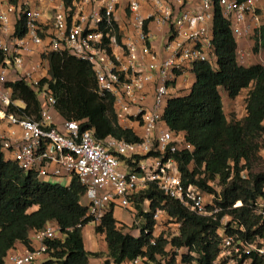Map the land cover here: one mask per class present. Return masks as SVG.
I'll use <instances>...</instances> for the list:
<instances>
[{
	"label": "built area",
	"instance_id": "obj_1",
	"mask_svg": "<svg viewBox=\"0 0 264 264\" xmlns=\"http://www.w3.org/2000/svg\"><path fill=\"white\" fill-rule=\"evenodd\" d=\"M50 1L52 13L44 21L43 10L28 1L0 0V150L5 158L25 172L36 173L41 181L77 178L85 188L83 205L95 225L101 224L112 205L134 214L136 194L150 184H156L190 212L216 220L223 210L218 182H208L215 191L212 193L195 184L184 185L178 157L193 149L183 132L169 130L163 116L168 101L177 97L178 77L193 74L197 63L216 62L213 25L217 9L237 42L239 64L254 52L264 51L260 39L264 0ZM147 4L151 10L145 13ZM122 8L124 20L118 15ZM23 17L26 33L19 36L16 29ZM152 22L166 30L162 54L150 44ZM245 42L251 46L244 48ZM51 52L91 64L98 94L114 98L118 123L132 130L136 141L111 136L99 140L93 131H83L79 122L65 120L57 113V101L48 88L51 78L46 56ZM18 80H24L37 93L41 106L38 118L18 112L26 108L25 104L14 99L12 88L7 86ZM150 85L154 88L149 92ZM261 155L264 159V148ZM241 177L249 179L247 169L242 170ZM242 206L238 201L233 209ZM252 209L264 227V195L253 202ZM163 215L157 209L154 219L161 221ZM167 218V227L176 226L173 236H179L181 224ZM165 229H157L154 237ZM245 232L244 224L232 215L221 218L219 262L250 264L253 256L264 257V230L251 237ZM60 235L58 224L47 225L33 234L40 244L38 249L12 250L5 264H38L48 256L46 242ZM151 243L156 245V240ZM142 262L136 258L131 264Z\"/></svg>",
	"mask_w": 264,
	"mask_h": 264
},
{
	"label": "trees",
	"instance_id": "obj_2",
	"mask_svg": "<svg viewBox=\"0 0 264 264\" xmlns=\"http://www.w3.org/2000/svg\"><path fill=\"white\" fill-rule=\"evenodd\" d=\"M64 1L70 4L72 0ZM16 31L19 36L26 33L24 17ZM260 39L264 48V27ZM213 48L216 62L195 65V82L190 93L171 98L163 117L169 130L183 132L193 149L181 152L178 157L184 185L195 184L212 193L215 191L208 182H218L223 210L216 220L200 217L164 194L156 184H150L135 198L134 214L137 220L142 219L139 236L125 232L126 226H119L114 205L97 225L96 231L105 234L108 245V259L103 264H124L136 258H142V264H162V261L166 264H225L219 262L218 257L220 220L226 214L244 224L247 237L263 232L264 227L253 215L252 208L253 202L264 195V169L251 173L247 180L242 179L241 172L251 170L255 163L264 160L261 155L264 68L260 64L248 67L239 64L237 42L219 9L214 18ZM46 59L50 66L49 92L56 99V111L63 119L79 122L83 131H93L99 140L110 136L128 142L138 139L132 130L123 129L118 123L114 98L98 94L91 64L57 52L47 54ZM2 61L0 52V66ZM7 86L12 88L14 99L25 104L26 108L18 112L29 117L40 116L37 93L24 80L9 82ZM245 90H248L246 116L240 121H230L222 92L235 100ZM242 162H245L243 167ZM84 194L85 188L77 178L67 186L41 181L36 173L25 172L16 162L7 160L0 150V264H5L8 253L17 243L33 250L30 234L51 222L59 225L63 237L46 242L49 260L44 264H89L90 257H101V253L85 249L83 229L93 218L83 205ZM238 201H242L243 206L233 209ZM157 209L164 212L161 221L154 219ZM167 217L181 224L180 235H167L162 231L155 238V231L167 225ZM257 226L258 229L253 230ZM135 229L137 227L132 228ZM153 239L156 245H152ZM250 264H264V257L253 256Z\"/></svg>",
	"mask_w": 264,
	"mask_h": 264
},
{
	"label": "crops",
	"instance_id": "obj_3",
	"mask_svg": "<svg viewBox=\"0 0 264 264\" xmlns=\"http://www.w3.org/2000/svg\"><path fill=\"white\" fill-rule=\"evenodd\" d=\"M3 1L8 2L10 0H3ZM18 1H25V2L28 1L32 6H38L39 8H41L43 10V12L45 13L44 19H43L44 21H46L51 16L52 2L50 0H42L41 2H36V0H18ZM124 10L125 9L122 8L118 14L120 16V18H122L123 20L125 19L124 16H126V12H124ZM148 10H151V7L149 4H147V8H146L145 13H147ZM150 29H151V34H152V38H151V42H150L151 47L153 48V50L156 53L162 54L164 44H165V40H166V30L159 29L156 26L155 22H152L150 24ZM245 67H248V66H245ZM194 82H195V75L194 74H186V75H182V76L178 77V79L175 83V92L177 93V97L188 95L191 91V88H192ZM153 88H154V85H150L149 86V92L152 91ZM150 95L152 97V94H150ZM222 98H223V102H224L225 113L227 114V112H226L227 111L226 100L228 99V96L225 92H222ZM47 180H49V179H47ZM49 181H52V180H49ZM64 181H68V180H64ZM60 182H62V181H60ZM57 184H60V183H57ZM62 184H64V183L62 182ZM69 184H70V182L67 185H69ZM145 207L147 208V206H145ZM111 209H112V207H111ZM114 214H115V218L120 222L119 226H121V227L126 226L127 229H129L130 227L132 228V226H134L136 217H135V214H133L132 212L124 210L118 206H115ZM49 224L55 225L57 223L51 222ZM96 227H97V225H95L94 223H90V224L86 225L83 229V239H84L85 249L91 253H101L102 254L101 257H90L89 258V264H103L108 259V257H107L108 245L106 242L105 234L98 233L96 231ZM131 232H133L132 233L133 235L139 236V229L138 228L135 230H132ZM33 234H34V232H32L30 234L31 247L33 249H38L40 247V244L33 239ZM61 237H63V236L60 235V238ZM27 249L28 248L26 246H24L23 244L17 243L15 248L13 249V251H15V250L25 251ZM48 260H49V257L44 256L43 258L40 259L38 264H44ZM55 264H57V263H55ZM124 264H131V261L126 262Z\"/></svg>",
	"mask_w": 264,
	"mask_h": 264
},
{
	"label": "rangeland",
	"instance_id": "obj_4",
	"mask_svg": "<svg viewBox=\"0 0 264 264\" xmlns=\"http://www.w3.org/2000/svg\"><path fill=\"white\" fill-rule=\"evenodd\" d=\"M250 43L245 42L243 44V47L246 48V46L248 45V48L251 46ZM261 58L264 59V51H262V53H260V51L258 52H254V55L252 57H247L246 62L245 63H240V65H246V66H251V65H255V64H260L262 62ZM247 97H248V90H245L242 92V94L240 95V97L236 100H232L230 98H228L226 100V106H227V117L229 118L230 121H240L242 119L245 118L247 110H246V101H247ZM261 169H264V160H261L257 163L254 164V166L252 167V169H248L247 173L248 176H250V174H256L258 172H260ZM52 180V181H49ZM49 180H44L46 182L52 183V184H57L60 183L63 186H66L69 182H71V179L68 178H62V179H51L49 178ZM64 180H68V181H64ZM62 181L64 184H62ZM220 187V186H219ZM221 189V187H220ZM222 190V189H221ZM84 203V201H83ZM135 221H139V225H142V219L141 220H137V218L135 219ZM138 224H134V226H132V228L137 227L139 228ZM166 229L163 231L165 232L167 235H173L174 231L173 229L176 228V226L173 227H167V225H165ZM132 228L130 227L129 229H126L125 232H130L132 231ZM133 233V232H132Z\"/></svg>",
	"mask_w": 264,
	"mask_h": 264
}]
</instances>
